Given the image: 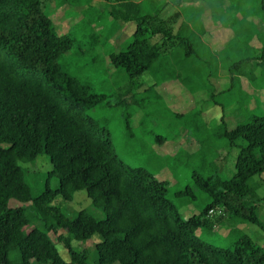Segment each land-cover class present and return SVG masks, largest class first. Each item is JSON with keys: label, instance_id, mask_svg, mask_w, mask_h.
<instances>
[{"label": "trees", "instance_id": "16d2710c", "mask_svg": "<svg viewBox=\"0 0 264 264\" xmlns=\"http://www.w3.org/2000/svg\"><path fill=\"white\" fill-rule=\"evenodd\" d=\"M86 1L94 6V0ZM46 2L0 0V264H90L83 245L94 234L100 237L95 264H264V248L245 232L227 247L201 238L219 228L216 222L224 214L220 225L227 223L230 231L256 222L264 195L251 179L264 173V112L243 108L246 119L233 128L221 115L215 138L237 149L234 172L227 178L194 172L193 186L179 193L194 199L199 189L209 200L183 218L167 197V182L124 162L109 130L89 114L106 95L92 91L59 62L74 47V38L56 30ZM71 3L72 11L82 15L79 1H58L59 6ZM260 3L264 16V0ZM97 5L116 27L135 25L131 40L107 56L129 78L145 72L181 78L202 45L194 43L196 34L185 20L176 27L179 12L166 13L167 0H101ZM239 103L245 104L243 97ZM41 153L48 155L57 185L46 182L34 194L19 162ZM80 189L104 218L86 209L69 215L53 203L57 197L71 200ZM13 199L22 204L12 206ZM33 221L37 224L26 229ZM73 240L82 247L75 248Z\"/></svg>", "mask_w": 264, "mask_h": 264}, {"label": "rangeland", "instance_id": "374dc122", "mask_svg": "<svg viewBox=\"0 0 264 264\" xmlns=\"http://www.w3.org/2000/svg\"><path fill=\"white\" fill-rule=\"evenodd\" d=\"M58 1L48 0L44 9L59 33L68 32L74 38V47L59 62L92 91L106 95L89 114L109 130L115 150L124 162L144 167L167 182V197L177 205L183 218L199 212L209 200L204 192L194 189V199L179 193L185 186H193L194 172L223 178L234 172L237 149H229L224 139L215 138L221 115L224 114L228 128L245 121L246 113H235L232 109L242 97L247 109L264 112V16L260 0H220L219 5L216 0H197L194 4L204 2L199 6L208 8L209 15L205 17L208 30L223 27L227 34L216 37L209 47L196 33L194 43L200 41L202 45L197 47V56L188 60L189 67L181 78L152 72L129 78L125 71L111 65L107 56L108 51L122 48L131 40L134 24L120 31L107 11L98 7L101 0L91 2L96 8L85 4L86 0H76L80 9H84L80 17L72 11L73 3L59 6ZM201 8L193 12L195 28L201 24ZM206 39L209 40L207 36ZM19 164L34 194L43 190L46 182L51 188L57 185L56 176L50 173L52 164L47 154ZM263 178L264 173L251 179L258 183L259 195H264ZM10 201L12 206L22 204ZM53 203L69 215L86 209L97 218L105 216L100 207L92 204L85 189L75 191L69 201L57 197ZM221 218L216 226L226 219V214ZM36 224L33 221L26 229ZM220 224L201 238L227 247L239 233L245 232L264 248V199L258 206L256 222L238 224L232 231L227 223ZM99 239L94 234L83 245L88 249L90 264H95L94 244ZM72 244L75 248L82 247L77 240ZM56 246L61 256L68 259L63 245Z\"/></svg>", "mask_w": 264, "mask_h": 264}, {"label": "crops", "instance_id": "0c3cea01", "mask_svg": "<svg viewBox=\"0 0 264 264\" xmlns=\"http://www.w3.org/2000/svg\"><path fill=\"white\" fill-rule=\"evenodd\" d=\"M167 1H168V8L166 9V13H170V12H173V11H178L179 12V18H178L179 20L176 23V27L179 24V22L185 20L188 23L189 28L195 34L198 33L199 37H201L203 39V41H205L206 44L209 47H211L210 42L211 41H214L216 37L222 38L224 34H227L225 32L226 30H223V27H221L218 30L215 29L212 32H210L208 30L207 24H206V21H205L206 15H209L208 8L206 7L205 9H203V7L201 8L199 6V5L204 4V2H201V4H199V5H196L194 3L197 0H195V1L193 0V3L191 2L192 0H167ZM200 8H201V16H202V18H201V24H200V26H198L197 28H195L193 26V23H192V21L194 20L193 12L195 11V9H200ZM131 23H133V22H127V23L122 24L120 26V29L119 30L120 31L123 30V29L126 30L128 28V25H130ZM134 27H135V25L133 26L131 32H133ZM202 29L204 31L201 33V30ZM117 33H115V34H117ZM120 33H118V34H120ZM123 34L125 35V32ZM128 34H129V32H128ZM206 36H207V38H209L208 41L206 39ZM244 76H247V75H244ZM238 77L241 79L240 76H238ZM245 107H246L245 104L244 105H241L239 102L238 103L236 102V103H234L232 105V109L234 110L235 113L242 111V109L245 108Z\"/></svg>", "mask_w": 264, "mask_h": 264}, {"label": "built area", "instance_id": "2783aa9c", "mask_svg": "<svg viewBox=\"0 0 264 264\" xmlns=\"http://www.w3.org/2000/svg\"><path fill=\"white\" fill-rule=\"evenodd\" d=\"M212 211H210V213H211Z\"/></svg>", "mask_w": 264, "mask_h": 264}]
</instances>
